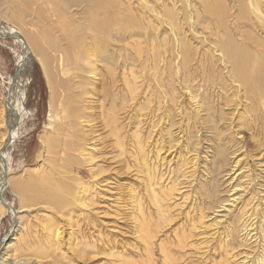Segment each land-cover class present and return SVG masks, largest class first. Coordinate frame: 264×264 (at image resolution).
I'll return each instance as SVG.
<instances>
[{
  "label": "bare ground",
  "instance_id": "6f19581e",
  "mask_svg": "<svg viewBox=\"0 0 264 264\" xmlns=\"http://www.w3.org/2000/svg\"><path fill=\"white\" fill-rule=\"evenodd\" d=\"M87 1L92 6L97 5V8L94 9L96 14L94 21H91L95 33L88 30V35L92 38V45L86 49L84 40H81L82 35L77 30L71 37L60 38L59 36L50 40L52 52L55 55H49L42 48L45 41L47 42V38L41 39V43L40 35H37L39 33L35 36L28 33L23 35L14 25L7 24L0 19V31L9 34L14 32L13 41L23 51L16 60L15 77L8 79L7 96L0 108L1 176L4 172L3 169L6 170L4 173L6 179L2 178L0 184V220L6 213L10 217L16 215L17 224L14 222L16 227L14 231L11 229L12 234L5 246L7 248L13 246L20 227L18 213L20 214L22 210L14 212L12 206L6 203L4 194L7 191V185H9L7 180V174L10 171V167H8L10 166L8 164L9 153L12 151L13 144L21 136L25 120L31 115L25 108L24 80L26 68L28 69L31 63V56L36 54L42 64L44 76L47 77L50 92L47 124L43 130L44 133L39 137L43 151L38 154L37 158L42 161L43 165L46 164L49 167V172L44 177H40L38 181L31 183L32 186H28L27 189L33 194L30 200L35 204L50 205L57 211L78 210L77 218L79 220L76 219L77 222L73 223L81 232L80 241L91 242L89 244L91 249L86 251V247L84 248L82 245V247H78L80 250L76 254L85 257V253L92 254V251L98 248V244H101L109 253L108 257L111 260L109 264H155L153 261L155 254L163 264H179V261L187 257L192 258L189 253L195 247L191 242L203 234V232H198L197 229L201 227L197 228L193 221L191 225L184 227L181 234L179 225L174 227L177 225L176 218L181 215L176 209L178 204L175 201L182 198L187 200L192 189V183L188 176L190 172L186 171L185 166L196 163L197 157L201 159L198 182L202 188L208 183L215 184L217 178L228 175L229 170L238 171L241 162V155L238 152L242 147L229 134L233 129V116L245 117L241 124L253 141L257 138L263 141L264 138V0H230L232 7L236 10V13L231 16L232 23L227 21L228 13L226 14L227 11L223 9L224 7L219 5L220 10L217 12L215 7L210 10L205 2L199 0L205 9L204 13L208 14L207 16H217L215 18L218 19V21L215 20L214 27L216 28L209 27L212 32H206V34L202 33L204 31H201L199 21L194 20L200 9L199 6L191 8L190 4L196 0H124V3H119L118 6H112L107 1H104L108 4L105 6H102V2L99 0ZM222 4H224L223 1ZM87 9H83V14H90ZM181 11L187 15L186 22L189 24L177 18L178 12L181 13ZM199 16L201 15L199 14ZM212 20L210 18V21ZM162 24H165L166 27L160 29L159 25ZM201 25L206 26L207 23L204 22ZM198 27L201 28V32L197 30ZM250 30L258 32V34L250 35V32L252 33ZM142 38L147 40V48L144 52L139 45ZM194 39L205 44L206 47L202 53L192 50L190 44L188 45V41L194 42ZM60 42L62 45L59 46ZM143 56L146 59L141 61ZM138 62L142 67L151 66L141 73L143 82L138 88L143 85L145 87L140 91L135 86L137 83L136 74L139 72L136 69ZM198 62L202 65H199ZM206 62L209 63V66L203 68V64ZM64 63L70 66L69 71L64 73L67 79L62 78V80L56 81L55 73L51 71L52 65H64ZM195 64L198 67L192 68ZM198 70L203 76L196 79L195 75ZM130 81H133L134 86L130 85ZM57 82L64 94L61 104L59 103L60 109L55 105L57 97L54 96V93L57 90H54L53 86ZM88 84H91V88L87 87ZM179 89L188 96L189 106L184 105L181 101L183 97L180 96ZM91 98L96 100L93 108L88 103V99ZM116 100L120 103L119 108L116 107ZM258 100L261 109L256 112L254 105ZM238 108H240V112ZM131 110H133L132 116H130ZM94 112L98 114L97 118H92ZM119 114L123 116L121 121L118 119ZM212 114H216V118ZM197 118L201 119V125ZM203 118L205 121H202ZM93 122L100 123L105 133H99V137L92 139L90 136L92 137L97 131L93 127H88L90 125L87 124ZM200 126L203 130L198 128ZM200 130L204 131V136L201 139ZM100 141L107 142L108 146L117 152V155H113L111 162L114 160L117 164H122L124 174H126L125 171L132 174L135 171L140 175L139 177L143 176L141 181L144 186L141 191L130 189L124 196L116 195L118 201H123L125 211L116 210L113 218L110 217L107 210L101 208V203H106V206L119 203L114 202L116 196L111 193L112 187L109 185L111 183H108L109 186L104 184V181L109 177L106 176L107 173L105 176L103 175L104 167H100L99 159L100 155H103L100 150L97 152ZM204 141H212L213 146H206L207 143ZM262 141L259 143V147L264 144ZM4 146L5 150H3ZM59 154L65 158L67 164L77 161L78 157L82 163L83 161L88 163L89 168L84 167L86 172L80 170L81 167L78 169L73 166L78 169L79 175L89 174L88 182L79 178H67L64 172L60 173L61 177L58 179L56 177L58 170L56 162L57 157H60ZM121 157L125 158L127 163L123 159H118ZM179 158H181L180 164L175 161ZM2 160L5 161V165ZM208 163L217 171L226 167L228 171L219 173L209 171ZM255 166L260 169L255 174L257 182L255 184L252 182V185H250L251 182H247L243 188L247 189L248 187V190L255 188L256 194L261 195L260 200L263 202L264 167L261 162L255 163ZM68 167L69 165L63 169L66 170ZM69 172H72V167ZM207 172L208 174L205 176ZM233 174L228 176L227 183L232 181L234 183L236 179L238 180V176H233ZM101 176L102 178L99 179ZM169 182H171V186L167 188L166 185ZM238 187L240 186L237 184L229 188L227 193L233 192V194L227 195V200L221 199L220 192L213 188L207 193L205 203L201 200L198 202L210 212L224 208V202L232 203L226 205L230 209L240 197L235 191ZM261 212L260 223L261 226H264V208ZM222 213L227 212L222 211ZM100 214L106 215L110 219H125L128 233L133 237V246L117 250V246L100 236H95V217ZM186 214L188 213L186 212ZM246 215L245 210L239 216L234 217L235 224L227 233L229 249L225 251L224 256L237 258V261L233 258V264L250 262L251 257L249 256L253 253L251 244L257 240L255 234L252 233V225L248 224L250 216L243 223ZM201 216L200 214V218ZM185 217L187 216L185 215ZM50 225L52 224L50 223ZM169 225L174 228L172 237H170L167 228ZM239 227L242 228L240 242L235 235ZM262 232L264 235V230ZM194 244L196 245V243ZM7 248L5 247V249ZM261 249L263 258L257 259L258 261L253 258L254 264H264V237ZM202 257L204 256L202 255ZM2 261L0 264L3 263ZM11 264H32V262L23 258Z\"/></svg>",
  "mask_w": 264,
  "mask_h": 264
},
{
  "label": "rangeland",
  "instance_id": "374dc122",
  "mask_svg": "<svg viewBox=\"0 0 264 264\" xmlns=\"http://www.w3.org/2000/svg\"><path fill=\"white\" fill-rule=\"evenodd\" d=\"M99 1L102 2L101 4L102 6H105L108 4L112 6L114 5L118 6L119 3L121 4L124 3V0H99ZM104 1H107L108 4L105 3ZM202 1L203 3L205 2V4L207 5V7L210 8V10H212L215 7L214 9L217 12H219L220 10L219 5L224 7L223 9L227 11L226 14L228 13L227 21L232 23L231 16L232 14L236 13V10L235 8L232 7V3L230 2V0H220V1L219 0H200V2ZM222 1L224 4H222ZM191 3H192L190 4L191 8H198L199 6V9H200L199 14L201 16H199L198 14V15H195V18L193 17L195 21L197 20L199 21L200 23L199 26L202 28L201 29L200 27H198L197 30L199 32L204 31L202 32L204 34H206V32L207 33L212 32L211 29L216 28L214 27V25H215V20L218 21V19L215 18L217 16L215 17H213L214 15L207 16L208 14L204 13L203 10L205 9L204 7H202V3H199V0H196L195 2H191ZM182 6L184 7V5ZM226 6L229 7V10H228V7ZM95 8H97V5L92 6L87 0H25V1L24 0H0V19L4 20L7 24L14 25L16 28H18L21 31L23 35L25 33L26 34L28 33L30 35L32 34L35 36L37 33H39L37 35L38 36L40 35L39 37L40 40L41 39L44 40L45 38H47V42L45 41V44H43L42 48L45 49L46 53L51 55L54 53L52 52L53 48L51 46L50 40L56 39L59 36L60 38H63L64 36L71 37L72 35L75 34L77 30H79L80 34L82 35L81 40H84L85 49L91 47L92 38L88 35L89 34L88 30L90 29L93 31V33H95L94 25L91 23V21H94V18L96 16V14L94 13ZM29 9H30V12H29ZM83 9H87L90 14H86V13L83 14L84 12ZM187 10H190V8H187ZM202 15L203 16L206 15V16L203 17ZM177 18H179L180 20H184L186 24H189L188 22H186L187 15H185V12L183 11H181V13L178 12ZM210 18L213 20L210 21ZM8 21L11 23H9ZM204 22L207 23L206 26L201 25ZM159 26H160V29H163L166 27L165 24H162ZM205 27L207 28L210 27L211 29L210 28L207 29ZM250 31H252V33L250 32V35L252 34L256 36V34H258V32L255 33L253 30H250ZM8 35H11V34L8 33ZM42 40H41V43H42ZM140 41L141 42L139 45L140 47H142V52H144L145 48H147L146 47L147 40L142 38ZM212 41L210 40V42ZM198 42L201 44H199ZM202 43H203L202 41H196L195 39H194V42H192L191 40L188 41V45L190 44L189 46L191 47V49L194 51H198L199 53H202L206 47L205 44L203 43L204 44L203 45ZM60 45H62V42L59 43V46ZM22 53L23 51L21 47L15 41H13V39H7V38L0 37V108L2 104L4 103L6 96H7L6 91H7L8 79L10 77H13V74L16 71V60L19 56L22 55ZM145 59H146L145 56L141 57V61ZM198 63L199 65L200 64L202 65V63L200 62ZM136 65H137L136 69L137 71L139 70V72L136 74L137 83L135 86L137 90L140 91L143 87H145V85H143L142 87L138 88L143 82L141 73L146 71L151 66L146 65L147 67L146 66L142 67L141 64H139V62ZM208 66H209V63L207 62L203 64V68H206V67L208 68ZM52 67L53 68L51 69V71L55 73L54 78H56V81L58 80L60 81L62 80V78L64 80L67 79L66 76H64V73L65 71H69L70 69L69 64H65V63L64 65L53 64ZM195 67H198V65L195 64L193 65L192 68H195ZM26 70L27 72H26L25 80H24L25 88H26L25 108L28 110V112L31 115H29L28 119L25 120V124H23V128L21 131L22 132L21 136L18 139V141H16L13 144L11 148L12 151L11 153H9L8 164L10 166L8 167H10V171L7 174V180L9 182V185H7V188H6L7 191L4 194L5 200L7 201L6 203H9V205L12 206L14 212L20 211V209L22 210L20 211V214L18 213L20 227L19 229L18 228L17 229L20 232L17 231L15 241L13 242V246L14 245L15 246L14 247L11 246V248H7L5 244L7 240L9 239V237L11 236L12 231H14L17 224H16V215L14 216L12 215V217H10V215L6 213V215L0 220V243L4 240L0 246V261L3 260L2 264H11V263L17 262L18 260L24 258V259L31 260L32 264H109L111 262V260L108 257L109 253L105 251L104 246H101V244H98V248L93 250L92 254L88 252L85 253V257L80 254H76L77 252H79L78 250H80L79 248L80 246L82 247V245L84 248L86 247L85 248L86 251L91 249V246L89 245L91 242H86L87 243L86 244L85 242H82V240L80 241L81 237L79 236H81V232H79L77 226H75L74 224L75 222H77V220H79L77 218V216L79 215V212L77 209H75V211L70 210L68 212H65L67 210L57 211V210H54L50 205L35 204L34 201L30 200L32 199L31 197L33 196V194L32 192H29V190L27 189L28 186L30 185L32 186L31 183L35 182L36 180L38 181L40 177L42 176L44 177L45 174L49 172V167L46 166V164L43 165L42 161L38 160L37 156L38 154H41L43 151L39 137L44 133L43 130L45 128V125L47 124L50 92L48 89L49 85H48L47 77L44 76L42 64L39 61V58L36 56V54L31 56V63L29 64V68L28 69L26 68ZM200 74H201L200 70H198L195 75L196 79H199L201 76H203L202 74L201 75ZM130 85L134 86L133 81H130ZM53 87H54V90H57L54 93L55 94L54 96L57 97L55 105L58 107V109H60L61 100L64 94L62 93V89L58 86V82L54 83ZM87 87L91 88V84H88ZM179 93H180V96L183 97L181 98V101H183V104L189 106V102H188L189 100L187 98L188 96L184 94L183 91H180V89H179ZM59 97L60 99H58ZM95 101H96L95 98L88 99V103L90 106H92V108L94 106ZM115 102H116V107L119 108L120 107L119 101L116 100ZM254 107H255L256 112H258V110L261 109V104L259 103V100L255 102ZM238 109H239L238 111L240 112L241 111L240 108ZM249 109H252V108H249ZM132 111L133 110L130 111V116H132ZM120 114L118 115L119 121H121L123 117ZM215 115L216 114L213 115L214 118H216ZM92 116H93L92 118H97L98 114L94 112ZM244 118L245 117L239 118L238 116L236 117L233 116L232 117L233 122H234L233 127H232L233 129L229 132V134H231V136L235 140H237V142L242 147L241 150L238 152L241 155L240 156L241 162H240V166L238 167L237 172H232V170H229L230 173H228V175H223L224 177L222 178L218 177L215 184L208 183L205 185L204 188H202V186H200L198 182V172L199 173L201 172L200 171L201 170L200 169L201 159H198L197 157L196 163H193L192 165L188 164L187 166H185L186 171L190 172L188 176L190 177V181L192 183V189L190 191V196L187 200H184V198H182L180 200L177 199V201H175V203L178 204L176 209L178 210L179 213H181V215H178V218H176L177 225H175L174 227H177L179 225L180 227L179 231L181 234L184 227H187V225L188 226L191 225V222L193 221L195 222V225L197 228H199L198 226L201 227L197 229L198 232H203V234L202 236L200 235L199 237H196L191 242L195 247V248H192V250L189 253L190 255H192L191 256L192 258L187 257L184 260L179 261V264H182V263L184 264L186 263H189V264H197V263L198 264H233L232 262H234V259L237 261V258H234L231 256H228V257L224 256L225 251L229 249L227 233L229 230H231V227L234 226L235 224L236 220L234 221V217L239 216L245 210L247 212V215L243 223L247 220V217L250 216L248 224L249 226L252 225L251 226V228H253L252 233L255 234L254 236H256L257 240L255 243L251 244L253 253L249 257H251L252 260L250 259V262L248 263L245 262L242 264H251V263L254 264L253 258L256 260L257 259L260 260L263 258V253H262L261 248H262L263 237H264L263 232H262V230H264L263 228L264 226H261L260 221L262 220L261 211L264 208V201L262 202L260 200L262 197L261 195L256 194L257 190L255 188L253 190L252 189L248 190L249 189L248 187L247 189L243 187L246 185L245 183L247 182H251L250 185H252V182L254 184L257 182L255 179V176H256L255 174L257 173V171H260V169L257 166H255V163L261 162V165L264 167V144L261 143L262 146L259 147V143L262 140H260L259 138L255 139L254 141L252 140L250 134L247 132V130L243 128L241 124L242 119ZM99 120H100V116H99ZM197 120L199 122V125H201V119L197 118ZM202 121H205V119ZM87 125H90L88 127H93L97 131V133L94 134L95 136L94 135L92 137L90 136V138L92 139L99 137L98 135L99 133L100 134L105 133V130L103 129L100 123L93 122V123H88ZM198 128L202 129V126ZM199 135H200V139L203 138L204 131L200 130ZM208 135L210 136L211 134H208ZM225 136H227L226 133H225ZM207 139L209 138L207 137ZM87 142L89 143L90 141H87ZM205 142L206 141H204V143ZM262 142H264V138ZM206 143H207L206 146H213L212 141H207ZM109 149L113 151H110ZM99 150L103 152V155H100V159H99V163H101L100 167H104L103 175L105 176V173H107L106 176L109 177L108 180L104 181V184L107 186L109 182L111 183L109 185L112 188L111 189L109 188V189L111 190V193H113V195L124 196L127 194V191L130 189H135V191L142 190L144 186V184L142 185V181H141L143 176L139 177L140 175L136 174L135 171H133L134 174L128 173L127 171H125L126 174H124L122 171L124 168L121 163H120L121 165H119L114 160L113 162H111L113 155H117V152L113 148L109 147L107 142L102 143L100 141L97 152ZM58 156H60L59 158L57 157V162H56L57 167H58L57 168L58 170L56 171V177H58V179L61 177L60 173L64 172L66 173L67 178L69 177L71 179L79 178L80 180L84 182L85 181L88 182V180L90 179V176L88 173H86V175L85 174L79 175L77 173V170L79 169V167H81L80 170H83L84 172H86L84 167L88 169L89 168L88 163H85L84 161L82 163V160L80 161V158L78 157L76 159L77 161H72L70 164L69 163L67 164L65 162L64 157H62L60 154ZM118 159L119 160L123 159L125 161V158H122V157ZM180 160L181 158H179L178 160L175 159L176 163H179V164H180ZM208 160H210V158H208ZM101 161L102 162L104 161V163H102ZM125 162L127 163V161ZM67 165H69V167L66 170H64ZM73 166L78 167V169H75V167ZM71 167H72V172H69V169ZM108 167H109V170H108ZM208 169L209 171H212V172L214 171L215 173L228 171L227 167L220 171H217L216 168L210 167L209 163H208ZM240 169L241 171H239ZM118 171L122 172L123 174L119 173ZM108 172H110V174H108ZM58 174L59 176H57ZM207 174L208 172L206 173L205 176H207ZM231 174H233V176L237 175L238 180L236 179L234 183L233 181L230 183H227L226 181L228 179V176ZM110 175L112 176L111 178H110ZM192 175H194V177H191ZM102 176L99 179H101ZM243 176H247V177L244 178ZM1 180H2V176L0 174V184H1ZM169 183L168 185H166L167 188L171 186V182ZM237 184L240 187L235 189V191H237L240 197L239 199L235 197L237 201L232 205L233 207L231 206L232 208L230 209L226 205H231L232 203L224 202L223 204L224 208H220L217 211L210 212L198 202V200H201L202 202L205 203L206 202L205 198L207 196V193L209 192V190L213 188H216L220 192L219 197L221 199L227 200V195L229 196L230 194H233V192L227 193V191L229 190L231 186H234ZM252 194H253V197H252ZM117 196L114 202H117L119 204H115V203L113 204L112 200L110 201L112 203L111 206H106V203H101L102 204L101 208H103V210L105 211L107 210L111 218L115 216L116 210L119 209V211H125L124 210L125 207L122 203L123 201H118ZM252 198H255V199L251 200ZM114 206L116 207V209ZM121 206L124 208H122ZM98 207L100 206L98 205ZM222 211H226L227 213H222ZM186 212L188 214H186ZM200 214L202 215L201 218H200ZM185 215L188 218L185 217ZM110 217L106 215H102V214L95 217L94 235L100 236L101 238L107 240L109 243L117 246L118 248L117 250L132 247L133 237L128 233L129 231L127 230L128 226H127L126 220L122 218L110 219ZM185 218L187 221L185 220ZM13 219L15 220L16 225L13 223ZM50 223L52 225H50ZM167 228L169 229L170 237H172L174 228L171 225H169ZM11 229L13 230L11 231ZM241 229L242 228L239 227L238 228L239 231L237 230V233L235 234L237 236L236 238L238 242H240L242 239L241 238L242 236H240L242 235ZM48 230H50L52 233ZM49 234L51 235V237ZM204 234H205V237L203 238ZM194 243H196V245ZM205 244L209 245L207 246L208 248L206 247ZM218 245H219V248H218ZM259 245L261 248L259 247ZM5 247L7 249H5ZM201 248L202 249L204 248V249L202 250ZM198 251H204V252L198 253ZM242 251L244 252L243 249ZM213 253L214 255H212ZM202 255L204 257H202ZM187 259H190V260H187ZM153 261L155 262V264H163L159 260L158 255L156 254L153 256Z\"/></svg>",
  "mask_w": 264,
  "mask_h": 264
},
{
  "label": "water",
  "instance_id": "95a60500",
  "mask_svg": "<svg viewBox=\"0 0 264 264\" xmlns=\"http://www.w3.org/2000/svg\"><path fill=\"white\" fill-rule=\"evenodd\" d=\"M1 32V31H0ZM13 35H15V33L14 32H12V34L11 35H8V33H0V37H2V38H7V39H14V38H12V36ZM15 75H16V71L14 72V74H13V77H15ZM4 149L3 150H5V146L3 147ZM3 161V165H5V161L4 160H2ZM3 171L4 172H2V178L5 180V177H6V175L4 174L5 173V171L6 170H4L3 169ZM5 176V177H4ZM15 222V220L13 219V223Z\"/></svg>",
  "mask_w": 264,
  "mask_h": 264
}]
</instances>
